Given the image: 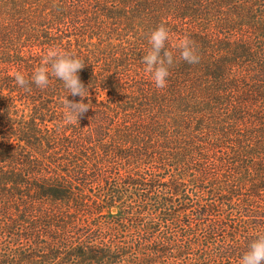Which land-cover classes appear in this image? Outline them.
<instances>
[{
  "label": "trees",
  "instance_id": "trees-1",
  "mask_svg": "<svg viewBox=\"0 0 264 264\" xmlns=\"http://www.w3.org/2000/svg\"><path fill=\"white\" fill-rule=\"evenodd\" d=\"M161 23L162 89L142 61ZM52 47L84 62L79 122L61 80L31 82ZM258 231L264 0H0V264H238Z\"/></svg>",
  "mask_w": 264,
  "mask_h": 264
},
{
  "label": "clouds",
  "instance_id": "clouds-1",
  "mask_svg": "<svg viewBox=\"0 0 264 264\" xmlns=\"http://www.w3.org/2000/svg\"><path fill=\"white\" fill-rule=\"evenodd\" d=\"M169 39V30L161 23L153 29L148 37L146 54L142 61L145 64V71L150 74L156 88L167 86L169 68L173 65V52L166 48ZM179 50L180 59L195 64L200 60L197 47L194 41L185 35L174 45ZM84 67V62L76 56L74 52L60 47L49 48L42 58L41 66L35 68L31 75V82L39 88H46L49 84V74L55 76L63 82L68 94L79 96V101H70L66 97L63 100L64 124L79 122V117L91 107L90 103H85L84 98L89 96L88 88L81 82L78 72ZM13 77L19 87L29 89V80L25 74L15 71ZM246 251L240 257L238 264H264V231L253 234Z\"/></svg>",
  "mask_w": 264,
  "mask_h": 264
}]
</instances>
